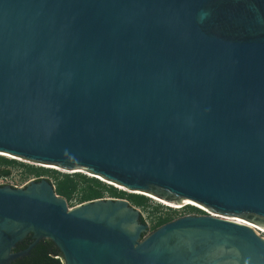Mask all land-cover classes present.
Instances as JSON below:
<instances>
[{"label": "water", "instance_id": "95a60500", "mask_svg": "<svg viewBox=\"0 0 264 264\" xmlns=\"http://www.w3.org/2000/svg\"><path fill=\"white\" fill-rule=\"evenodd\" d=\"M0 153L219 216L0 186V264H264V0H0Z\"/></svg>", "mask_w": 264, "mask_h": 264}, {"label": "trees", "instance_id": "16d2710c", "mask_svg": "<svg viewBox=\"0 0 264 264\" xmlns=\"http://www.w3.org/2000/svg\"><path fill=\"white\" fill-rule=\"evenodd\" d=\"M11 166L23 167L26 169L27 173L38 176H40L41 173H50V175H52L54 178V183L52 184L54 185V191L56 195L64 198L68 205L72 201L73 195L78 192L77 200L79 203L101 199L103 195L108 194L112 198L127 199L132 205L136 207L148 208L149 199L147 197L117 190L116 188L107 185L106 183L94 177H88L81 173L66 174L56 170L50 171L43 168H34L32 166L18 163L16 160L7 159L0 156V167H2L0 168V176H8L10 174V170L7 168ZM190 209L192 211H199L195 208ZM153 210H158V207L154 206ZM199 213L202 212L199 211ZM168 221H170L169 217L159 218L156 223L152 225V228L157 229ZM48 256L49 258L58 261L59 264H63V259L60 255L54 256L53 254L49 253Z\"/></svg>", "mask_w": 264, "mask_h": 264}, {"label": "rangeland", "instance_id": "374dc122", "mask_svg": "<svg viewBox=\"0 0 264 264\" xmlns=\"http://www.w3.org/2000/svg\"><path fill=\"white\" fill-rule=\"evenodd\" d=\"M1 156V155H0ZM2 157H4V158H7V159H13V158H10V157H6V156H2ZM14 160V159H13ZM18 163H22V164H24V165H28V166H32V167H34V168H43V169H45V170H50V171H52V170H56V171H59V170H57V169H53V168H45V167H40V166H38V165H33V164H29V163H25V162H21V161H18V160H16ZM0 168H2V167H0ZM8 170H10V174L8 175V176H10L11 177V181H12V183L13 184H15L16 186H20V187H24V186H26L30 181H36V180H40V179H46V180H48L49 182H51V183H54V178H53V176L52 175H50V173H41L40 174V176H38V175H35V174H29V173H27L26 172V169L25 168H23V167H17V166H11V167H9V168H7ZM59 172H61V171H59ZM89 177V176H88ZM104 183H106V182H104ZM107 185H110V186H112V187H114V188H116L117 190H122L121 188H120V185H118V184H116V183H113V184H108V183H106ZM141 195H143V194H141ZM147 198H150L149 199V203H148V208L147 209H142L141 211H142V215H143V218H144V220L146 221V223L150 226L151 224H152V219H153V215H152V213H153V208H154V206H157L158 208H161L160 209V211H161V213H163V214H167V211L165 210V208L164 207H167V205H165V204H163V203H161V202H159V201H157V200H153V198L151 199V197H149V196H147V195H145ZM108 198H112V197H110V195H108V194H105V195H103V197L101 198V199H108ZM77 203V202H76ZM74 205H75V202H74V200L72 199V201L70 202V204H69V207L71 208V207H74ZM200 209V208H199ZM200 210H202V209H200ZM177 211V210H176ZM179 211H181V210H178V212H177V214H181L182 212H179ZM176 214V213H175ZM154 220V219H153Z\"/></svg>", "mask_w": 264, "mask_h": 264}, {"label": "bare ground", "instance_id": "6f19581e", "mask_svg": "<svg viewBox=\"0 0 264 264\" xmlns=\"http://www.w3.org/2000/svg\"><path fill=\"white\" fill-rule=\"evenodd\" d=\"M0 155H1V156H6V157H10V158L16 159V160L21 161V162H25V163H29V164H33V165L35 164V165H38V166H42V167H45V168L59 169V168H54L53 166H49V165L37 164V163L28 162V161H25V160H22V159H19V158H14V157H12V156H10V155H7V154H4V153H0ZM60 170L63 171V172H67V173H72V172H83V173L87 174L89 177H98V178H100L102 181H104V182H106V183H108V184H113V183H111V182L105 181L104 179H102V178L99 177V176H95V175L90 174V173H88V172H85V171H83V170H81V171H79V170H76V171H66V170H62V169H60ZM120 188H121V189L123 188L126 192L129 191V190H126V189H125L124 187H122V186H120ZM132 193H135V194H143V195L150 196L151 198H154L155 200H158L159 202H161V203H163V204H165V205H168V206H172L173 208H176V209H179V208H181V207H183V206H187V205H192V206H196V207H198V208H201V206H199L197 203L192 202V201H190V200H188V199L182 200L179 204H171V203H168V202L166 203V201H163V200H161V199H159V198H157V197H155V196H153V195H151V194H148V193H146V192L134 191V192H132ZM201 209H203V208H201ZM205 211L208 212L209 214H211L213 217H219V216L216 215L215 213H212L210 210H209V211L205 210ZM211 215H210V216H211ZM220 218H224V217H220ZM224 219L234 221V222H236V223H238V224H243V225H245V226H248L249 228L254 229L255 231L259 230V231L264 232V229H263V228H261V227H257V226H255V225H253V224L247 223V222H245V221H243V220H240V219H232V218H228V217H227V218H224Z\"/></svg>", "mask_w": 264, "mask_h": 264}, {"label": "flooded vegetation", "instance_id": "af4514ba", "mask_svg": "<svg viewBox=\"0 0 264 264\" xmlns=\"http://www.w3.org/2000/svg\"><path fill=\"white\" fill-rule=\"evenodd\" d=\"M144 197H146V196H144ZM150 197V196H149ZM113 199H115V198H113ZM148 199H150V198H148ZM152 199V198H151ZM125 200H127V199H125ZM153 200H154V198H153ZM129 203H130V205H132L131 204V202L129 201V200H127ZM158 201V200H157ZM167 203V202H166ZM135 209H137L138 210V212H139V215L141 216V218H142V220L144 221V224L147 226V229H148V232H147V234H144V235H142V237H145L146 235H148L149 233H151V232H153L154 230H156V229H153L152 228V225L153 224H155L156 223V221L159 219V218H166V217H169L170 218V221H168L167 223H169V222H171V221H173V220H175V219H177V218H180V217H183V216H201V215H211V214H209L208 212H206L205 210H207V211H209L208 209H206V208H204V207H202L201 206V208H203L202 210H200L199 208H196V207H194V206H192V205H187V206H183V207H181V208H179V209H176V208H173L172 206H168L167 205V207H164L165 208V210L167 211V214H163V213H161V211H160V209L161 208H158V210H156V211H153V213H152V215L154 216L153 217V219H152V224L149 226L147 223H146V221L144 220V218H143V215H142V209H147V208H143V207H136V206H134V205H132ZM200 206V205H199ZM190 208H195V209H197V210H199L200 212H202V213H199V211L197 212V211H192ZM177 210V211H176ZM178 210H181V211H179V212H182L181 214H177V212H178ZM197 212V213H196ZM176 213V214H175ZM212 216V215H211ZM166 224V223H165ZM164 225V224H163ZM161 227V226H160ZM159 228V227H158ZM262 238H264V237H262Z\"/></svg>", "mask_w": 264, "mask_h": 264}, {"label": "built area", "instance_id": "2783aa9c", "mask_svg": "<svg viewBox=\"0 0 264 264\" xmlns=\"http://www.w3.org/2000/svg\"><path fill=\"white\" fill-rule=\"evenodd\" d=\"M57 170H59V171H61L60 169H57ZM61 173H66V174H73V173H77V172H72V173H67V172H63V171H61ZM80 173H83V172H80ZM83 174H85V173H83ZM87 175V174H86ZM51 183V182H50ZM6 185H8V186H11L12 188H22V187H20V186H16L15 184H13L12 183V181H11V177L10 176H0V186H6ZM51 185H52V187L54 188V185L51 183ZM122 190L123 191H125L123 188H122ZM126 192V191H125ZM128 193H131V192H129L128 191ZM77 196H78V192H76L74 195H73V200H74V202H75V205H74V207H76V206H79V205H81L82 203H79L78 202V200H77ZM111 199H113V198H111ZM77 202V203H76ZM68 207H69V205H68ZM74 207H69L70 209H72V208H74ZM69 209V210H70ZM257 232V234L259 235V236H261V237H264V232H262V231H259V230H257L256 231Z\"/></svg>", "mask_w": 264, "mask_h": 264}, {"label": "clouds", "instance_id": "9594fccd", "mask_svg": "<svg viewBox=\"0 0 264 264\" xmlns=\"http://www.w3.org/2000/svg\"><path fill=\"white\" fill-rule=\"evenodd\" d=\"M77 173H80V172H77ZM81 174H83V173H81ZM84 175H86V174H84ZM86 176H88V175H86ZM95 178V177H94ZM96 179H98V178H96ZM98 180H100V179H98ZM100 181H102V180H100ZM102 182H104V181H102ZM121 191H123V190H121ZM125 192V191H124ZM126 193H128V192H126ZM131 194H135V193H131ZM137 195H141V194H137ZM142 196H145V195H142ZM194 207H196V206H194ZM196 208H198V207H196Z\"/></svg>", "mask_w": 264, "mask_h": 264}]
</instances>
